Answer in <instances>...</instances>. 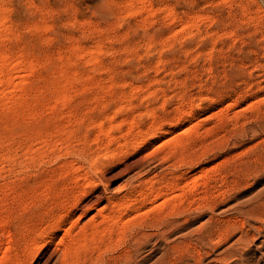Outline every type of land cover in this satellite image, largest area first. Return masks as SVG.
<instances>
[{"label":"rangeland","instance_id":"1","mask_svg":"<svg viewBox=\"0 0 264 264\" xmlns=\"http://www.w3.org/2000/svg\"><path fill=\"white\" fill-rule=\"evenodd\" d=\"M128 1L0 0L8 29L0 33V51H10L8 63L21 65L10 72L12 87L0 83V167H5L0 170V264H118L115 257L127 252V264H194L197 249L210 251L203 263L210 259L211 264H223L216 257L245 232L253 233L254 239L230 264H264V0H145L151 2L152 12L127 11ZM167 6L174 16L167 15ZM90 48L99 50L90 54ZM26 60L35 63L27 66ZM52 88L70 91L68 102H55L58 94ZM183 108H192L193 115L167 136L110 157L99 172L104 184L89 185L82 202L98 192L117 198L135 195L146 179L163 185L178 170H189L188 176L197 177L199 184L179 207L197 217L186 224L185 232L200 223L213 225L208 219L210 201L214 217L222 218L234 202L245 204V209L252 206L253 214H238L242 225L239 222L220 238L218 227L204 244L192 232L188 247L183 243L167 259L158 260L163 252L158 244L138 246L130 241L129 230L105 252L83 244L73 258L68 253L63 257L67 230L78 235L103 205L105 212L111 208L106 198L87 210L81 202L60 226L50 227L75 188L74 173L65 172L64 164L67 168L73 159L81 166L76 172L80 174L87 167L88 149H98L96 143L83 140L86 132L91 136L96 131L90 124H119L115 132L131 138L150 123H169ZM185 127H190L188 134ZM49 131H55L52 138L62 139L59 153L54 151L58 158L54 153L42 160L34 157L23 168L3 162L5 155L18 156L27 145L36 148V137ZM174 135H183L187 144L163 157L168 149L161 142ZM152 150L156 153L151 159L136 163ZM234 184L235 190H230ZM150 207L148 203L138 211L142 214ZM47 231L53 232V239L39 246L40 239L27 255L30 237Z\"/></svg>","mask_w":264,"mask_h":264},{"label":"bare ground","instance_id":"2","mask_svg":"<svg viewBox=\"0 0 264 264\" xmlns=\"http://www.w3.org/2000/svg\"><path fill=\"white\" fill-rule=\"evenodd\" d=\"M135 1H137V3L139 2L140 6H137L135 4L137 6L136 7L134 5ZM149 3L150 4L146 3L145 0H129L125 6H126L127 11H130V12L138 11L141 9H147L148 10L147 12H152L153 11L152 6L151 7L149 6V5H151V2H149ZM0 4H1V2H0ZM1 6H0V8H1ZM4 7H5V5H4ZM4 7L2 6L3 10H4ZM166 13H167V15H169V14L173 15L172 8L167 6L166 7ZM4 15L0 10V33L3 32L2 33L3 35H4V32L6 30H8L6 28V26L4 25V21H3V20H5ZM5 17H6V15H5ZM185 22L186 23H190V22L193 23V21H190V20L185 21ZM8 33H9V31H8ZM6 36H7V33H6ZM97 50H99V49L98 48H93V49L90 48L88 53L94 54L97 52ZM9 52H7L5 54L2 51H0V83L2 84V82H4L5 84L8 85V87L9 86L12 87L13 86L12 79H13L14 75L12 76L11 73H13L12 71H15L16 66L19 67V65H16L17 62H14V61H13L14 64L8 63L7 59L9 58V55L7 58V54ZM19 54H20V52H19ZM19 54H16V55L19 56ZM23 54H28V53H23ZM20 56H19V58H20ZM21 57H22L21 59L24 58V56H21ZM19 58H18V60H19ZM28 58H29V56H28ZM9 60L11 61V59H9ZM23 60H25V58ZM33 60L35 61V59H33ZM32 61H30V62L27 61L28 62L27 66H31L33 63L36 62L35 61L32 63ZM22 64H23L22 66H24V63H22ZM20 67H21V65H20ZM64 74H67V73H64ZM69 77L70 76H68L67 80H69V82H70ZM65 80L66 79H64V81ZM65 83L67 84L68 81ZM69 86L70 85H68V87ZM56 87H58V86H56ZM71 87H70V90H71ZM16 88H17V85H16ZM54 89H55V87H54ZM56 90H57V92H56ZM56 90H54V91L58 95H57V99L54 98L55 99L54 101L55 102H56V100H57V102L62 101L61 102L62 104H64L65 102H68L67 100L70 99V98H68V97H70L69 96L70 91H68L67 89H64V88H56ZM54 91H51V93L52 92L54 93ZM55 97H56V95H55ZM57 104L53 103L52 106L53 105L56 106ZM115 113H116V111H115ZM114 115L115 114L112 113V114H110V116H108L109 122H110V120L113 119ZM192 115H193V109L192 108L191 109H186V108L180 109L178 111V114L175 117H173L172 120L169 121V123L164 121L166 119L159 120V122L157 124L150 123V125L148 126V128H146V130L139 128L137 130V134H135V136H133L131 138H128L127 135L117 134L115 132V128H117L119 126V124L118 125L117 124H110V123L105 124L104 121H97V122L94 121L95 123L90 124V125H93L95 127L96 131L91 136L88 132H86L83 140H85V141L90 140V142L96 143L95 145H97L96 147H98V149H95V148L91 149V150H90V148L88 149L89 150L88 151L89 157L87 154L88 159L85 162V163H87V167H86V170L83 172L81 171L82 173H80V174L79 173L77 174L76 172L79 171L78 169H80L81 166H77L76 165L77 163L74 162L73 159L67 161V164L70 165V166H67V168L64 164L63 169H65V172L72 171L74 173L73 180L75 182V188L73 189L74 191L71 192V196L68 194V196H69L68 202L65 204V206H63L64 207L63 213L61 215H59L58 217H56L55 219L54 218L52 219V221L50 223V227L60 226L64 222L65 219L70 217V214L71 215L73 214V209L77 208L81 204V202L83 201L84 197L86 196L87 187L89 185H96L97 186L98 184H104L105 180L101 176V173H99V172H100V170L101 171L103 170V166H104L105 162H107L110 157H113L114 155H116L118 153L124 152L127 149H129L130 147L136 148L140 143L148 142V141H151V140H154L157 138L159 139V137L161 138V137L167 136L170 132L173 131L174 126H176L177 124H180L181 122L183 123V121H186L187 118L191 117ZM128 122L130 124V126L128 128L132 127L133 126V120L129 119ZM57 124H58V127L64 126V124L63 125H59V123H57ZM60 129L61 128H57V131L63 130V129H61V130ZM131 129L132 128H130L129 130H131ZM67 130L68 129H66V132H67ZM69 131H70V128H69ZM54 132L55 131H53V132L49 131L47 133V135L45 133L46 136L44 134L37 136L36 138H37L38 143H37L36 148H34V146H32V145H27L25 148H23V150H22L23 152L21 151L22 154H20L18 156L9 155L7 153L8 155H5V158L3 156V158H4V159H2L3 162H5L8 166L19 165L20 168L21 167L23 168L25 166H23L22 164L33 160L34 157H38V159L40 158L42 160V158L45 156L47 157V155H49V153H54V151L58 152L60 150V147H61V140L62 139H60V137H58V135H56V136H54V138H52V136L55 135ZM184 132H187V134H188L190 132V127H185ZM72 134L73 133H71V135ZM131 134H132V132H131ZM61 136H63V135H61ZM65 136L68 138V136H70V135H65ZM67 138H65V139H67ZM72 139H73V137H72ZM34 141H36V139L33 140V142ZM23 142H26V141H23ZM185 143H186V138L183 135H174L172 138L164 139L161 142V145H163L168 150L166 149L167 151L166 152L164 151L165 153H164L163 157L165 156L166 153H173L172 151L175 152V150L181 149L182 147H184L187 144V143L186 144ZM24 145H26V144H24ZM35 145H36V142H35ZM65 145H66V143H65ZM66 146H68V145H66ZM64 149H68V148L65 147ZM84 149H85V147H84ZM183 150H184V148H183ZM65 151H66V153H69V150H65ZM154 152H155V150H152V151L144 154L141 158L136 160V163L138 165H143L149 159H151ZM160 152L161 151H159V154H160ZM55 153H54V155H55ZM58 153H57V155H55L56 156L55 158H58V156H59ZM62 154H63V152H62ZM161 156L162 155L160 154V157ZM168 156L169 155H167L166 157H168ZM3 162H1L2 165H3ZM179 164H177L176 166H178ZM3 167L4 166L0 167V170ZM170 169L172 171V168H170ZM178 169H180V168H178ZM178 171H180V172H178L176 175L173 173L175 176L173 175L174 177L172 176L173 178L171 180L169 179V181L165 182V184H163V185H157L156 186L154 184V182L152 181L153 179H148V180L146 179V181L142 182V185L139 188L138 193H136L135 195H126V196H122L120 198H117L116 196H114L112 194L105 195L103 193L98 192V193L94 194L92 197H89L87 200H85L84 203L82 202L83 204L81 206H83L84 210H87L90 207H93V206L95 207L99 202L103 201V199L106 198L107 202L110 203L111 208L109 211L105 212L104 209L107 207V205H103V207L101 209H99L98 217L93 218L94 216H92L91 217L92 221L87 223V224L85 223V225H83L79 229L80 233L78 235L74 236V234L71 233L70 229L67 230V237L69 238V240H68L65 248H63V257H64V254L66 256V254L68 253L73 258L75 256V254L77 253V251L80 248H82L81 246H83V244H86L88 246L91 245L92 249H94V252L96 251V253L105 252V251L111 249L117 243L123 241L122 238L125 236L126 232L129 230V232L132 234L130 241L134 242L138 246H141V245L143 246L148 242H152L153 245L158 244L157 248L159 246H162V249H163V252L159 256L158 260L167 259L169 252L171 250L177 251L176 249H179L181 247L180 245H183V243H184L185 248L188 247L186 245H187V242H190V239H188V238L191 237L192 232H196V235H198V238L197 237L196 238L198 240H200L202 244H204L205 240L211 239L212 232L216 228L222 227V229L219 232L220 234L218 235V237L220 238L223 235L230 234L234 230L233 227H236V225L239 226V222H240V225H242L243 221H241V220L239 221V218L237 216L238 214H244V213H248L249 215L253 214L252 206L251 207L249 206L248 208L245 209V204H242L241 202H234V203L230 204L224 210L222 209L223 210V217L222 218L214 217L213 210H214L215 205L213 204L212 201H210L208 208L212 214L209 215L208 219L210 220V222H213V225L209 226V227H204V225L202 223H200L192 232L191 231L185 232L184 228H186V224L188 222H190V220H192L193 218H196L197 215H193L194 216L193 217L192 215H190L188 209L184 210V208H186V207H184L183 210H181L182 207H179V205L184 201V199L186 197L185 196L186 193H187L186 195H189L190 194L189 192L196 191L197 186L199 184V181H198L197 177L192 178V177L188 176V173L190 172L189 170H186V171L178 170ZM201 171L203 173V170H201ZM167 172H169V171H167ZM202 173L200 172V174H202ZM169 177H170V174H169ZM163 179H165V177ZM232 185H233V183H232ZM234 187H236L235 184H234V186H231L230 190H235V189H233ZM225 189L227 190V188H225ZM33 191H36V189L34 188ZM33 194H35V192ZM204 199H206V198L204 197ZM148 203H151L150 211L148 209L147 211H144L141 214L138 210ZM167 206L169 208L165 209ZM177 208L180 211L177 210ZM197 208L200 209L201 207H197ZM162 213H164V214H162ZM180 215H181V219H179ZM159 220H161V221L163 220L162 222L160 221L162 225L159 228H156L158 226ZM145 226L154 227L155 229L153 231H147L146 230L147 228L145 229ZM180 229L182 231L184 230V232L182 234H180L178 238H176V239L172 238L171 239L170 238L171 235H173V233L176 231L178 232V230L180 231ZM53 235L54 234L52 231H47L46 233H43V234L37 233V234L31 236L26 248L24 249V251L27 253V255H31L32 253L30 251L34 247H37L36 244L40 241V239L42 241V244L39 246H42L43 244L47 243L48 241H51L54 237ZM180 237L182 239H180ZM252 237L254 239L253 233L252 234H248L246 232L241 233L239 236H237L234 239V241L231 243L230 246L226 247L223 250V252L221 254H219V256L216 257L217 260L218 261L220 260L223 264H230L232 260L238 259L239 255L241 253H243L244 250H246V249H244V247L248 245L247 241H250ZM0 246H1V241H0ZM184 246L182 248H184ZM185 248L183 250H186ZM128 254H129V252L125 253L124 255L118 254L115 257V259L118 261V264H127V260H128L127 255ZM205 254L206 255L210 254V251L208 250L205 252H201L199 249H197L193 255L194 260H195L194 264H211L212 261L210 259L207 262L203 263V260L205 258ZM191 257H192V255H191ZM161 262H162V260H161Z\"/></svg>","mask_w":264,"mask_h":264}]
</instances>
